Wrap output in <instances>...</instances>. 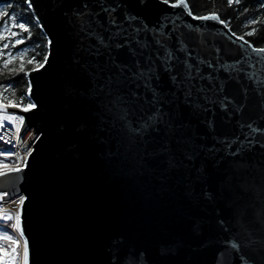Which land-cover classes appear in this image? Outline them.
Masks as SVG:
<instances>
[{
    "label": "water",
    "instance_id": "95a60500",
    "mask_svg": "<svg viewBox=\"0 0 264 264\" xmlns=\"http://www.w3.org/2000/svg\"><path fill=\"white\" fill-rule=\"evenodd\" d=\"M123 4L150 27L161 17H171L179 32L184 33L193 56L215 63L214 49L219 48L221 63L242 61L244 72H255L257 78L264 79V64L259 63L264 57L252 54L236 40L229 27L194 21L187 15L189 8L171 9L159 0H146L143 5L139 0H123ZM79 6L80 0H63L61 4L56 0H33L32 13L39 17L44 26L41 30L51 40L49 61L44 69L28 77L38 108L29 113L8 109L25 117L21 138H25L28 128L42 134L35 142L28 168L16 184L29 197L22 212L29 264H109L108 249L117 239L126 249L145 252L153 264H213L218 241L236 231L233 224L241 212L251 239L264 237L260 223L264 219V166L260 152L247 156L243 167L230 164L228 159L219 168L212 158L204 161L207 187L218 196V189L223 187L222 198L209 204L199 195L204 185L197 184L195 194L190 192L184 169L166 173L164 165L141 168L136 150H128L126 140L115 132L97 135L93 127L96 118L91 115L87 100L66 97L65 89L73 82L81 90L85 87L80 77L69 71L76 40L65 13ZM189 25H203L202 32L197 34ZM219 74L223 76L222 72ZM255 82L245 80L241 74V85L251 88ZM230 94L240 99L241 87L233 86ZM248 105L244 122L255 121L264 127V113L256 105L254 95ZM181 109L185 119L196 125L195 131L208 136L202 143L212 148L214 141L205 127L188 117L182 106ZM228 127L235 131L234 126ZM228 127L220 125L217 117L220 135H232ZM27 142L32 144L31 135ZM222 156L224 153L218 151L215 159ZM202 160L203 155L196 164ZM234 168H239V172H233ZM229 175H240L247 191H241L235 180L231 185H222ZM219 219L228 222L230 232L220 228ZM248 232L240 231L237 241H247ZM162 246L171 248L174 254L162 257ZM254 255L257 264H264L260 253Z\"/></svg>",
    "mask_w": 264,
    "mask_h": 264
},
{
    "label": "snow or ice",
    "instance_id": "6c2138e0",
    "mask_svg": "<svg viewBox=\"0 0 264 264\" xmlns=\"http://www.w3.org/2000/svg\"><path fill=\"white\" fill-rule=\"evenodd\" d=\"M56 2L61 4L63 0ZM145 2L139 0L141 5ZM159 3L171 9H188L185 0H159ZM227 3L229 6L233 3L239 5L241 0H227ZM24 6L27 12H32L33 0H24ZM5 7L10 9L13 4L6 2ZM187 15L194 21L218 22L225 28L229 27L228 21L220 19L215 13L194 15L188 10ZM0 16L10 17L12 21L10 27L6 23L3 25L0 40L11 41V46L15 48L31 38L24 15L18 18L15 14L0 11ZM65 16L71 35L76 40L69 71L76 73L85 85L81 90L73 82L65 89V95L73 100L79 97L89 102L91 115L96 118L93 127L97 135L115 132L117 137H122L127 141L128 150H136L141 168L164 165L166 173L184 169L190 180V192L195 194L196 185H204L199 195L209 204H215L222 198L223 187L218 189L219 196L207 187L208 173L204 161L212 158L214 166L219 168L220 163L228 159L230 164L243 167L247 156L260 152V163L264 166V127L255 121L243 120V113L253 95L256 105L264 113V79L257 78L255 72H244L240 67L242 61L221 63L219 48L214 49L215 63L206 57L193 56V49L184 39V33L179 32L171 17H161L156 25L150 27L142 17L127 11L123 0H80V6L72 8ZM35 23L43 29L39 17L35 18ZM248 23L255 24L257 21ZM188 27L197 34L203 29V25ZM21 32L27 33V37H21ZM255 33L256 29H252L242 35L236 32L232 35L257 58L264 57V47H254L245 39ZM200 43L202 46L203 42ZM50 46L51 40H48L47 47ZM5 49H9L8 42L0 48V57H5L3 68L9 69L10 65L19 61L18 68L9 71L24 73V77L44 69L49 61L48 51L38 60L35 55L26 58V53L31 51L27 47L15 54L11 51L5 53ZM259 63L264 64V60H259ZM26 65L31 67L26 70ZM221 72L223 76L219 74ZM241 74L245 80L256 81L251 88L241 85ZM233 86L241 87L240 99L230 94ZM9 90L10 85L4 88V91ZM25 96L27 103L24 97L17 102L0 94V142L10 146L7 150H0V156L14 157L7 162L0 159V178H3L0 181V260L3 264H29V241L22 227V212L29 197L21 193L16 184L21 179L20 174L28 168L35 142L42 134L28 128L25 129V138H21L25 117L8 109L29 113L38 108L33 99L31 79L27 80ZM181 106L187 110L188 117L205 127L214 141L212 148L202 143L208 136L195 131L196 125L185 119ZM217 117L220 125L234 126L235 131L228 127L232 135L219 134ZM29 135L32 144L27 142ZM216 145L220 148L217 149ZM218 151L224 156L216 160ZM202 155L203 160L197 165L196 161ZM233 172H239V168H234ZM233 180L241 191H247L240 175H229L222 185H231ZM243 215L241 212L234 221L236 231L218 241L219 248L213 264H235L236 260L240 264H257L254 255L257 252L264 258V237L251 239ZM227 223L223 219L218 220V225L226 233L231 231L226 227ZM260 223L264 226V219H260ZM240 231L248 232L247 241H237ZM108 252L109 264H153L145 252L126 249L119 239L112 242ZM169 254H174L172 249L162 246L160 255Z\"/></svg>",
    "mask_w": 264,
    "mask_h": 264
},
{
    "label": "trees",
    "instance_id": "16d2710c",
    "mask_svg": "<svg viewBox=\"0 0 264 264\" xmlns=\"http://www.w3.org/2000/svg\"><path fill=\"white\" fill-rule=\"evenodd\" d=\"M6 2L12 3L13 7L10 9L6 8ZM170 2H174V0H170ZM185 2L188 4V8L194 15H208L212 13L219 15L220 19L228 21L229 29L232 32H236L237 35H242L247 31L256 29V33L253 36H246L245 39L249 40L254 47H264V0H241L239 5L233 3L232 6L228 5L227 0H185ZM199 7H202V10L197 12L196 9ZM245 8L247 11H244ZM0 11H7L10 14H15L18 18L19 16L24 15L31 31V38L25 39L24 44L13 48L11 46V41L0 40V48H2L3 43L8 42L9 49H5L4 52L7 53L8 51H11L15 54L18 50L27 47L31 49V51L26 53V58L35 55L38 60L41 59L43 53L48 51V39L41 28L35 23L33 13L26 11L24 0H0ZM251 20H256L257 23L249 24L248 21ZM5 23L10 27L12 24L10 17L0 16V31L3 30V25ZM27 35V33L21 32V37H27ZM4 58L5 57H0V94H3L5 98H13L17 102H19L21 97H24V102L27 103L28 101L25 92L28 77H24V73L18 71L16 73L9 71L11 68H18L19 61L10 65L9 69H4ZM25 67L27 70L31 66L26 65ZM9 85L11 86V90L4 91V88ZM13 91L15 93L14 96Z\"/></svg>",
    "mask_w": 264,
    "mask_h": 264
},
{
    "label": "built area",
    "instance_id": "2783aa9c",
    "mask_svg": "<svg viewBox=\"0 0 264 264\" xmlns=\"http://www.w3.org/2000/svg\"><path fill=\"white\" fill-rule=\"evenodd\" d=\"M10 146L5 145L3 142H0V150H7ZM0 159L5 160L7 162L8 160L14 159V157H2L0 156ZM21 262H22V253H21ZM0 264H3V261L0 260Z\"/></svg>",
    "mask_w": 264,
    "mask_h": 264
},
{
    "label": "rangeland",
    "instance_id": "374dc122",
    "mask_svg": "<svg viewBox=\"0 0 264 264\" xmlns=\"http://www.w3.org/2000/svg\"><path fill=\"white\" fill-rule=\"evenodd\" d=\"M200 10H202V7H199L198 9H196L197 12L200 11ZM198 15H200V14H198Z\"/></svg>",
    "mask_w": 264,
    "mask_h": 264
}]
</instances>
